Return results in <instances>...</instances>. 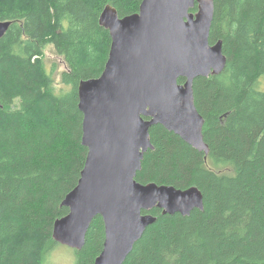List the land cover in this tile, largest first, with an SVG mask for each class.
I'll return each instance as SVG.
<instances>
[{
	"label": "trees",
	"instance_id": "1",
	"mask_svg": "<svg viewBox=\"0 0 264 264\" xmlns=\"http://www.w3.org/2000/svg\"><path fill=\"white\" fill-rule=\"evenodd\" d=\"M142 2L23 0L0 6V21L12 23L0 39V264L50 263L59 245L53 224L69 214L62 203L88 154L79 84L99 78L109 56L111 37L100 14L112 5L123 18ZM215 8L210 42L223 41L227 66L196 79L193 88L209 153L154 126V149L136 178L197 187L204 211H151L157 220L125 264H264V0H215ZM48 45L64 61L60 90L58 66L48 70L41 57ZM91 223L76 264H94L103 251V219Z\"/></svg>",
	"mask_w": 264,
	"mask_h": 264
},
{
	"label": "water",
	"instance_id": "2",
	"mask_svg": "<svg viewBox=\"0 0 264 264\" xmlns=\"http://www.w3.org/2000/svg\"><path fill=\"white\" fill-rule=\"evenodd\" d=\"M142 1L137 13L123 18L112 5L100 14L111 37L108 60L102 75L82 80L77 93L88 154L77 186L62 203L69 214L53 224L54 241L80 252L100 216L105 242L94 264H125L156 222L150 214L155 209L183 216L204 211L197 187L141 184L136 178L144 155L154 149V126L209 153L193 88L196 79L219 75L227 66L223 41L211 44L209 37L215 0ZM11 24L0 21V39Z\"/></svg>",
	"mask_w": 264,
	"mask_h": 264
},
{
	"label": "rangeland",
	"instance_id": "3",
	"mask_svg": "<svg viewBox=\"0 0 264 264\" xmlns=\"http://www.w3.org/2000/svg\"><path fill=\"white\" fill-rule=\"evenodd\" d=\"M23 0H0V6H5V4L13 3L11 6L17 5L19 2L22 3ZM44 60V66L50 70V68L53 67V65H57L59 69L56 81V90H60L62 84L60 81V74L64 72L65 65L64 61L56 56L54 48L52 45H48L46 49L44 50L43 56H41ZM77 262V255L76 251L70 249L69 247L58 245L57 248L54 250L53 255L50 259L49 264H76Z\"/></svg>",
	"mask_w": 264,
	"mask_h": 264
}]
</instances>
